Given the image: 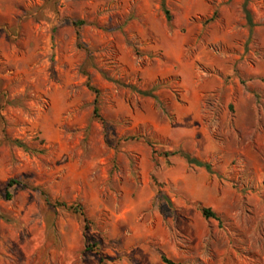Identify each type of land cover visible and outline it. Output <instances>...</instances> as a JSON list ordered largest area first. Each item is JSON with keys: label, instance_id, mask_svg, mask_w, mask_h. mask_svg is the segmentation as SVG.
Listing matches in <instances>:
<instances>
[{"label": "rangeland", "instance_id": "obj_1", "mask_svg": "<svg viewBox=\"0 0 264 264\" xmlns=\"http://www.w3.org/2000/svg\"><path fill=\"white\" fill-rule=\"evenodd\" d=\"M162 254L264 264V0H0V264Z\"/></svg>", "mask_w": 264, "mask_h": 264}, {"label": "trees", "instance_id": "obj_2", "mask_svg": "<svg viewBox=\"0 0 264 264\" xmlns=\"http://www.w3.org/2000/svg\"><path fill=\"white\" fill-rule=\"evenodd\" d=\"M166 13H167L168 20H170L171 16L169 14V11L166 10ZM96 92H97V90H96ZM96 110H98V108ZM185 156L193 164L205 166L208 169L210 168V164L207 163V162H203V161L197 159L196 157H192L189 154H185ZM19 184H21V181L19 179H17V178H11L8 181V186L9 187L16 186V185L18 186ZM5 196H6V198L10 199L12 195L9 192H6ZM203 213H204V215L207 218H215V219H218V220L221 221V217L209 207H204L203 208ZM161 257H162L163 262L166 263V264H186V263H183V262L172 260L169 257H167L165 254H162Z\"/></svg>", "mask_w": 264, "mask_h": 264}]
</instances>
